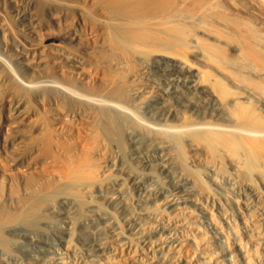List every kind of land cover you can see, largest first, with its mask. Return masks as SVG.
I'll return each mask as SVG.
<instances>
[{
    "label": "bare ground",
    "instance_id": "bare-ground-1",
    "mask_svg": "<svg viewBox=\"0 0 264 264\" xmlns=\"http://www.w3.org/2000/svg\"><path fill=\"white\" fill-rule=\"evenodd\" d=\"M105 7L123 20L109 21ZM263 37L264 0H0V223L17 249L28 242L52 263L114 255L191 264L180 240L168 239L169 230L190 226L171 217L197 190L182 168L189 145L231 170V191L213 176L218 198L210 209L200 204L216 239L206 264H264ZM63 107L77 122L61 118ZM189 111L229 118L231 128L195 122L188 132ZM19 136L29 138L27 151L13 144ZM20 155L24 169L15 166ZM225 204L235 215L232 234L216 219ZM121 232L127 242L110 252L107 237Z\"/></svg>",
    "mask_w": 264,
    "mask_h": 264
},
{
    "label": "rangeland",
    "instance_id": "rangeland-1",
    "mask_svg": "<svg viewBox=\"0 0 264 264\" xmlns=\"http://www.w3.org/2000/svg\"><path fill=\"white\" fill-rule=\"evenodd\" d=\"M106 8V7H105ZM112 8V7H107L106 9H107V12H109L110 13V16H109V21H112V20H114L115 22H119V20H123L122 19V17H124V16H122V14H121V12L119 11V10H117V9H113L112 8V10H110V9ZM230 11V10H229ZM228 11V12H229ZM112 12V13H111ZM113 13H114V15H113ZM116 13H118L117 14V16H116ZM231 13V12H230ZM120 15V16H119ZM230 16H233V15H231V14H229ZM112 18V19H111ZM117 18V19H116ZM233 19H236L235 18V16H234V18ZM114 21H112V22H114ZM121 22V21H120ZM216 21H214V23H215ZM217 26H219V27H223V25H221V24H219V22H216L215 23ZM109 26H111L112 28H111V30L113 31H115L116 33L118 32L119 34L121 33V31L119 30L120 28L118 27V24L117 23H115L114 25L113 24H109ZM117 26V27H116ZM116 27V28H115ZM224 28V27H223ZM117 30V31H116ZM120 31V32H119ZM114 32V33H115ZM116 33H115V35H116ZM116 37H117V39L119 38L120 39V36L118 37L117 35H116ZM263 40H264V37L262 38ZM121 40V39H120ZM156 78H158V79H156V80H158V82L160 81L161 82V78H159L158 76L156 77ZM190 92V91H189ZM189 92H186L185 91V96L187 97L188 95V93ZM187 93V94H186ZM194 92H192V94L190 93L189 94V96H188V98H190V96H192V98L191 99H197L196 100V102H199L200 101V104H201V102H202V105L204 104V102H205V104L208 106L209 104H208V99H207V101H206V96H202L203 98H201L199 95H197L196 93H194L195 94V96H199L200 98V100L198 101V97H195L194 96V94H193ZM194 96V97H193ZM173 97H174V95H173ZM175 98V97H174ZM202 99H205V101L203 100V101H201ZM171 100H172V96H171ZM170 100V101H171ZM204 104V105H205ZM205 105V106H206ZM65 108L66 107H63L62 109H63V113L64 112H66V113H64V114H66V115H64L63 113L61 114V118H63V119H66L67 118V116H69V115H71L70 117H68V121H71V122H77V118H78V116L76 117V114L73 112V110H71V109H69V108H66L67 109V111H69V112H67L66 110H65ZM68 113H69V115H68ZM71 113V114H70ZM74 113V114H73ZM191 113V114H190ZM189 114H190V116H189ZM66 116V117H65ZM74 116V117H73ZM187 116L189 117H187V121H186V123L184 124V128H186L185 130H187L188 132H196V130H197V128H196V126H198V125H200L199 127H210V128H212V126L214 127V126H216L217 128H231V125H232V123L229 121L230 119L229 118H222V117H218V116H212V117H208V118H202L203 116H202V114H197V113H194V111H189L188 113H187ZM193 116V117H192ZM76 117V118H75ZM72 118H74V119H72ZM192 118H194L193 120H192ZM213 118V119H212ZM69 119H71V120H69ZM209 119V120H208ZM210 119H212V120H210ZM191 121V123H190V121ZM197 120L198 121H200L201 123H199V122H197ZM219 120V121H218ZM208 121V122H207ZM211 121H212V123H211ZM196 122V124H198V125H194V123ZM204 122V123H203ZM208 123V124H207ZM220 123V124H219ZM222 123V124H221ZM226 123V124H225ZM204 124H205V126H204ZM213 124V125H212ZM225 124V125H224ZM190 125H191V131H189L190 129ZM192 125H194L195 126V128H194V126H192ZM209 125V126H208ZM218 125V126H217ZM220 125V126H219ZM188 126H189V128H188ZM230 126V127H229ZM193 127V128H192ZM216 127H214V128H216ZM189 130H188V129ZM65 132V133H64ZM59 133H60V131H59ZM63 133H64V135H63ZM70 133V134H69ZM65 135H66V137H65ZM70 135H71V131H68V129L66 130H64V131H62L61 133H60V138H63V137H65V138H63V140H66L67 138H69L70 137ZM28 137H21V136H19V137H17V139H15L14 140V142L15 143H13L15 146H16V148L18 149L19 147H17V145L18 146H20V148L18 149L20 152H24V150H26L27 149V144L30 142V140H29V138L27 139ZM26 139V140H25ZM25 142H24V141ZM188 146V148L187 149H189V151L191 152V154L189 153L188 154V157H187V155L185 154V152L187 153V151H186V148H185V152H184V157H186V158H183L184 159V161H183V159H182V162H185V163H183L182 164V168L184 169V173H185V175L190 179L191 178V180H192V182L194 181V183L193 184H195V185H193V184H190V185H193V186H191V187H193L194 188V190L195 189H199V188H201V189H207L208 190V188L209 187H211V188H213V186H214V191H213V189H211L212 191H213V193L210 191V193H206V194H204L205 193V190H202L204 193V195H200V193H201V189H200V193L199 192H197V190L196 191H194V194L193 195H191V198H189V197H187L188 199H187V201H186V203L185 204H188V205H183V210H184V213L182 214V215H177V217L178 216H180L179 218H175L176 217V215H171V217H173V219H178V220H181V217H182V220L181 221H188L189 223H187V222H185V223H187L188 225L190 224V226L188 227V226H184V227H182V228H177V229H173V230H169V234H168V236H170L171 235V232H173L174 231V233L172 234V236H170L168 239L171 241V242H178V240H180L179 241V243H182V248L184 249V248H186V249H184V250H187V251H189V254L191 255H189L188 254V256H190V257H188V259L190 260V262H191V260H192V262H191V264H206L209 260H210V255H209V253H212L213 255L215 254L214 253V250H215V243H216V239L214 238L215 237V235H214V231L212 230V229H210L209 227H207L206 225H203L204 223H203V221H205L206 219H208V220H210V216L209 215H207L206 214V212H205V214H203L204 212H201L200 211V208H201V205H204L205 207H207L208 208V206H212V204H213V201H214V198L215 199H217L218 197H217V195L218 194H214L216 191V189H218V187L211 181V177H215L216 175H217V177L219 178V179H221L222 177L224 178V179H222V180H224L223 182H222V184H221V186H223L222 188H224L225 189V187H226V190H228V191H231V183H229L227 180H228V178H230L229 176H231L230 175V172H231V170L229 171V169H228V173H227V168L224 166V164L223 163H220L218 160L217 161H215V162H217L216 164L213 162V158L212 159H210L211 158V156H210V153H209V151H206L207 149H203V147H197V146H189V145H187ZM26 147V148H25ZM190 147H191V149H190ZM193 147V148H192ZM24 148V149H23ZM23 150V151H22ZM28 150V149H27ZM26 150V151H27ZM196 152H195V151ZM188 151V152H189ZM195 153H194V152ZM204 151V152H203ZM202 152V153H201ZM193 154H194V156H193ZM197 154L198 155H200V154H202V156H201V158H200V156H197ZM209 154V155H208ZM196 155V156H195ZM21 156V155H20ZM18 157V159L17 160H15L16 162H15V164H17V165H15V166H19V163H20V166H19V168L21 167V169H22V167L23 166H27V161H26V159L24 158V156H21V157ZM183 156V155H182ZM209 157V159H208V157ZM191 157V158H190ZM207 157V158H206ZM188 158V161L189 162H191V160H192V162H193V167H192V163H190L189 164V162L187 161L186 162V160L185 159H187ZM198 158V159H197ZM202 159V160H201ZM203 159H205V160H203ZM208 159V160H207ZM24 160H25V162H24ZM194 160H195V163H194ZM21 161V162H20ZM207 161V162H206ZM208 161H211L210 163H208ZM202 162V163H201ZM22 163V164H21ZM23 163H25L24 165H23ZM191 166V168H190V166L188 165V164ZM198 165H197V164ZM201 165H200V164ZM209 164V165H207V164ZM211 164V165H210ZM222 164V165H221ZM188 166L189 167V171L187 170V168H186V166ZM196 165V166H195ZM203 165H204V167H203ZM212 165H216L217 166V168L215 167V166H212ZM197 166L199 167V168H197ZM209 166H210V168H209ZM212 166V167H211ZM215 167V168H214ZM25 167H23V169H24ZM27 168V167H26ZM193 168H196V170H194ZM218 170V171H216L215 172V170ZM226 168V169H225ZM192 169V170H191ZM207 169V175H206V173H205V170ZM194 170V171H193ZM213 170H214V173H213ZM209 171H210V173H211V176H209L210 174H208L209 173ZM220 171V172H219ZM200 172H202V174L200 173ZM217 173V174H216ZM220 173V174H219ZM223 173H224V176H223ZM219 174V175H218ZM222 174V175H221ZM196 175H197V178H196ZM222 176V177H221ZM205 178V179H204ZM198 179V180H197ZM208 179V180H207ZM200 180H202V182H203V184L201 183V181ZM204 180H207L205 183H204ZM198 182V183H197ZM208 182V183H207ZM228 182V183H227ZM199 183H201L203 186H206L205 184H209V183H211L212 184V186L209 184L208 186H206V187H204V188H202L203 186L200 184L199 185ZM196 186V187H195ZM199 186V187H198ZM208 187V188H207ZM217 187V188H216ZM209 191V190H208ZM197 192V193H196ZM197 194V195H196ZM198 194L200 195L199 197H198ZM209 194H211V196H209ZM216 195L215 197H214V195ZM196 195V197H194ZM205 195H207V196H205ZM202 196L203 197H207V198H203L202 199ZM209 197H210V199H211V202L210 201H208L207 202V200L209 199ZM199 198V199H198ZM198 200L200 201L199 203H198ZM216 201V200H215ZM214 201V202H215ZM202 202V203H201ZM209 202H210V204H209ZM190 204V205H189ZM201 204V205H200ZM207 204V205H206ZM256 204V203H255ZM185 206H189L188 208L190 209H188L187 207H185ZM191 206V207H190ZM228 206V207H227ZM195 208V209H194ZM211 207H209L208 209H210ZM225 208L227 209H229V211H231L232 210V208H231V206L230 205H228V204H225ZM192 209V210H191ZM193 209H194V211H193ZM226 209H225V212L223 213V214H221V215H219V214H216V219L217 220H219V218H220V216H222L220 219L221 220H223V221H221V220H219L220 222H222L223 223V225H224V227H223V225H222V228H224L225 229V231L226 232H230L232 229H231V227H230V225H228V224H233V220L232 219H234V217H232V214L234 215V212L233 211H231V212H229L228 210V212L226 211ZM189 210V211H188ZM190 213V215L191 216H189V213ZM193 212V213H192ZM197 212V213H196ZM201 214H200V213ZM196 213V214H195ZM228 213H230V217H228L229 215H228ZM204 215V216H203ZM225 215V216H224ZM187 216L189 217V220H188V218H187ZM195 216V217H194ZM197 216V217H196ZM224 216V217H223ZM235 216V215H234ZM194 217V218H193ZM206 217V218H205ZM185 218H187V219H185ZM191 218H193V220L191 219ZM199 219V220H196V219ZM201 218V219H200ZM203 218H204V220H203ZM225 218L227 219V220H229V223H228V221L227 220H225ZM185 219V220H184ZM195 219V220H194ZM203 220V221H202ZM194 222H195V225H196V223L197 224H199L200 225V228L201 227H203V228H198L199 227V225H197V227L195 228V225H194ZM227 222V223H226ZM194 225V227H193V225ZM192 225V226H191ZM229 227H230V229H229ZM0 228H3L2 226H1V223H0ZM188 228V229H187ZM191 228V229H190ZM181 231H180V230ZM203 229L206 231V232H204L203 231ZM207 229V230H206ZM176 230H177V232H176ZM184 230V231H183ZM187 230H192V231H187ZM196 230V231H195ZM202 230V231H201ZM230 230V231H229ZM1 231H3V233H1ZM197 231H198V233H197ZM179 232V233H178ZM184 232H186V234L187 235H190L191 236V238H190V236H187L186 237V235H185V237H186V239L184 238ZM189 232V233H188ZM194 232H195V234H194ZM203 232L204 233H207V232H209L210 234H212V235H208V233L207 234H203ZM225 232V233H226ZM122 233H124V232H121V234L119 233L117 236H114V235H110L109 237H107V235L105 236V238H104V241H105V239H106V237L108 238V239H110V242L108 241V240H106V241H108V244L106 245V241H105V245L108 247V245L110 246V248L108 249L110 252L112 251H114V248L115 247H117V244L119 243V244H122V243H124V241L126 240V238H127V236L125 237V234L126 233H124V235L122 234ZM175 233H176V235H177V233H178V235L179 236H181L180 238H178V236H176L175 235ZM181 233V234H180ZM233 233V231H231V234ZM7 232L4 230V228H3V230L2 229H0V235L3 237V240H4V242H3V240H2V237L0 236V247H1V249L2 250H4L3 252H5L4 254L5 255H7V253H9V252H11V253H9L8 255L9 256H2V257H5L6 259H2V257H0L1 259H0V264H8L7 263V260L9 261V263H12V264H70L71 262H75V261H77V259H78V264H83V262H87L88 260H87V258H85V257H83V259H85V260H83L80 256L81 255H77V256H70V257H68V260H67V262H65L66 261V259H67V257H65V260L63 259V260H56L54 263H52V262H50V260L49 259H47V257H44V255H39V252H38V250H37V248L35 249V247L34 246H32L30 243H28V242H25V241H22L23 242V245H21V246H23L24 247V249H22V250H19V249H17V246L19 245V244H17V243H19V242H17L16 241V238L14 237V236H12V235H9V234H7ZM200 234V235H199ZM201 234H203L204 236L205 235H207L206 236V238L205 237H203V235H201ZM127 235V234H126ZM194 235H196V236H194ZM6 236V237H5ZM10 236V237H9ZM111 236H112V238H111ZM119 236V237H118ZM121 236V237H120ZM124 236V237H123ZM175 236V237H174ZM198 236V237H197ZM120 239H118V238ZM172 237V238H171ZM173 237H174V239H173ZM195 237H196V239L197 240H195V241H193V239H195ZM201 237H203V238H201ZM5 238H6V240H5ZM12 238V239H11ZM115 238V239H114ZM122 238V239H121ZM124 238V239H123ZM178 238V239H177ZM190 238V239H189ZM201 238V240H199V239ZM210 238V239H209ZM211 238H213V239H211ZM8 239V240H7ZM207 239H208V241H207ZM2 240V241H1ZM9 240H11L10 241V243H8L10 246V249L8 250V245H7V242H9ZM115 240V241H114ZM122 240V241H121ZM127 240H128V238H127ZM127 240L125 241V242H127ZM213 240V241H212ZM7 241V242H6ZM12 241H13V243H12ZM116 241H118V243H116ZM184 241H187V243L188 244H186V242L183 244V242ZM203 241V242H202ZM6 242V243H5ZM17 242V243H16ZM113 242V243H112ZM122 242V243H121ZM196 242V243H195ZM201 242V243H200ZM205 242V243H204ZM211 242V243H210ZM215 242V243H214ZM6 245H5V244ZM111 245H110V244ZM206 243H207V246H206ZM208 243H210L211 245L210 246H208L209 244ZM5 246H4V245ZM12 244L15 246V247H13L12 246ZM114 244V245H113ZM185 244H186V246H185ZM197 244H200V247H201V251H200V247L199 246H197ZM27 245H28V247L30 246H32L30 249L29 248H27ZM114 247H113V246ZM12 246V247H11ZM77 246H79V245H77ZM187 246H189L190 248H189V250L187 249L188 247ZM203 246H205V247H203ZM214 246V247H213ZM5 247H7V248H5ZM26 247V248H25ZM81 246H79V248H80ZM196 247H197V249H196ZM211 247V250L209 249V248ZM214 249H213V248ZM7 249V250H6ZM14 249V250H13ZM202 249H207V250H205V254H204V250H202ZM15 250H16V252H15ZM29 250V251H28ZM35 250V251H34ZM196 250V252H194ZM198 250V251H197ZM213 250V251H212ZM191 251V252H190ZM37 252V253H36ZM199 252V253H198ZM200 252H202V253H200ZM207 252V253H206ZM16 254V255H13V254ZM19 253V254H18ZM192 253L194 254L193 256H194V259L196 260H193V256H192ZM11 254V255H10ZM18 254V255H17ZM31 254V255H30ZM34 254V255H33ZM37 254H38V256H37ZM198 254V255H197ZM203 255L202 257L200 256V255ZM207 254V255H206ZM21 255V256H20ZM15 256V257H14ZM17 256H18V258H17ZM36 256V257H35ZM196 256V257H195ZM204 256H206L205 258L206 259H204ZM13 257V258H12ZM112 256H110L109 258H107V260H106V258L105 259H101V261H99V262H91V261H88V263H91V264H108L109 262V264H116L115 262H117L118 264H120V263H122L123 262V264H145L143 261H140V260H138V262H137V260H132V261H134V262H132L130 259L127 261H125V260H123V259H121L120 257H117L118 259H119V261H117L118 259L117 258H115L114 257V255H113V257L115 258H113L114 259V262H113V259L111 258ZM199 257V258H198ZM9 258V259H8ZM22 258H24V260H25V262H24V260L22 259ZM42 258H45V259H42ZM69 258H72V259H70V261H69ZM81 260H80V259ZM191 258V259H190ZM208 258V259H207ZM18 261H17V260ZM42 259V260H41ZM74 259H75V261H74ZM169 259H170V257H169ZM200 259V260H199ZM13 260V261H12ZM15 260V261H14ZM83 260V261H82ZM110 260V261H109ZM116 260V261H115ZM206 260H208V261H206ZM12 261V262H11ZM61 261V262H60ZM82 261V262H81ZM102 261H104V262H102ZM112 261V262H111ZM130 261V262H129ZM33 262V263H32ZM102 262V263H101ZM137 262V263H136ZM202 262V263H201ZM76 263V262H75ZM88 263H86V264H88ZM72 264H74V263H72ZM77 264V263H76Z\"/></svg>",
    "mask_w": 264,
    "mask_h": 264
}]
</instances>
